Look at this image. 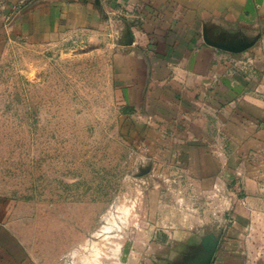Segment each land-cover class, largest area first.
Wrapping results in <instances>:
<instances>
[{"label":"rangeland","instance_id":"1","mask_svg":"<svg viewBox=\"0 0 264 264\" xmlns=\"http://www.w3.org/2000/svg\"><path fill=\"white\" fill-rule=\"evenodd\" d=\"M53 43L0 39V218L37 264H264V186L159 157L114 92L119 20ZM90 37L92 39H90ZM112 44V48L107 45Z\"/></svg>","mask_w":264,"mask_h":264},{"label":"crops","instance_id":"2","mask_svg":"<svg viewBox=\"0 0 264 264\" xmlns=\"http://www.w3.org/2000/svg\"><path fill=\"white\" fill-rule=\"evenodd\" d=\"M115 10L126 15L114 92L142 141L206 181L239 173V162L250 159L247 189L261 190L264 0H0V39L31 45L95 36ZM4 222L0 264H37ZM169 254L194 264L187 253Z\"/></svg>","mask_w":264,"mask_h":264},{"label":"built area","instance_id":"3","mask_svg":"<svg viewBox=\"0 0 264 264\" xmlns=\"http://www.w3.org/2000/svg\"><path fill=\"white\" fill-rule=\"evenodd\" d=\"M24 1H26V0H21V3L24 2Z\"/></svg>","mask_w":264,"mask_h":264}]
</instances>
